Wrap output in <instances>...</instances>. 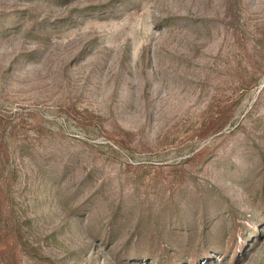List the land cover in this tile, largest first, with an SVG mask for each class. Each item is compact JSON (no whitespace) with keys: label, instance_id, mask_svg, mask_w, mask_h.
Listing matches in <instances>:
<instances>
[{"label":"rangeland","instance_id":"obj_1","mask_svg":"<svg viewBox=\"0 0 264 264\" xmlns=\"http://www.w3.org/2000/svg\"><path fill=\"white\" fill-rule=\"evenodd\" d=\"M0 264H264V0H0Z\"/></svg>","mask_w":264,"mask_h":264}]
</instances>
